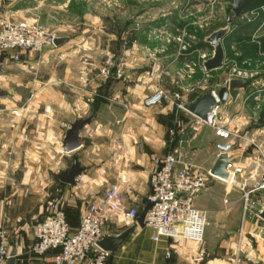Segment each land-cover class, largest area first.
Listing matches in <instances>:
<instances>
[{"label":"crops","instance_id":"0c3cea01","mask_svg":"<svg viewBox=\"0 0 264 264\" xmlns=\"http://www.w3.org/2000/svg\"><path fill=\"white\" fill-rule=\"evenodd\" d=\"M192 6L199 11V5ZM27 7L23 0H0V15L27 20ZM169 19L165 12L161 18L153 16L154 30ZM163 27L175 33L170 24ZM206 42L209 45L205 47L213 50ZM153 43L149 50H131L132 54L125 51L124 56L120 54L122 58L117 56V60L127 61V82L106 79L98 65L77 62L66 65L65 77L28 79L25 85L32 87L28 95L1 96L0 222L10 248L16 252V264H54V251L44 257L32 251L36 240L33 222L45 213L50 198L59 199L75 231L89 204L111 186L120 190L124 203L106 224L105 233L120 234L136 227L109 254L106 264H264V219L259 216L264 189L252 193L257 202L253 211L244 213L242 202V184L250 188L261 175L257 147L264 149V77L257 80L258 84L252 79L230 89L225 82L226 66L208 75L209 88L220 94L230 89L232 99L222 105L220 116L232 133L230 156L244 172L226 180L210 178L208 188L196 198V206L209 215L203 243L165 236L155 241L151 228L140 227L136 219L125 216L129 208L141 212L148 202L156 159L174 153L200 168L211 169L219 156L216 143L224 141L215 130L178 106L209 89L203 83L192 87L200 70L191 65L195 66L193 60L205 53L204 45L184 51L178 42ZM33 58L24 56L22 62L39 71L38 64H30ZM187 73H193L188 80ZM159 89L168 90L170 96L160 104L146 106L144 99ZM175 93L180 94V100L173 97ZM256 95L261 98L259 108L254 106ZM85 118L92 120L79 133V147L65 151L62 142L66 130L75 120ZM200 124L211 134L207 135ZM74 163L80 169L74 184L62 182L63 174ZM220 185L223 195L218 193ZM217 202L222 206L215 208ZM200 253L204 259L196 262Z\"/></svg>","mask_w":264,"mask_h":264},{"label":"built area","instance_id":"2783aa9c","mask_svg":"<svg viewBox=\"0 0 264 264\" xmlns=\"http://www.w3.org/2000/svg\"><path fill=\"white\" fill-rule=\"evenodd\" d=\"M174 31L175 33H170L164 28L158 33L154 30L153 38L165 40L166 36H169L166 41L181 43L182 50H189L190 43L184 41L185 33L175 27ZM56 38L55 34L38 22L17 21L6 14L0 15V61L2 58H9L13 62H20L23 61L24 56L28 59L33 58L55 47ZM194 40H196L195 36L191 38V41ZM232 51L234 55H240L234 46ZM211 56L203 53L201 60L204 61ZM223 66H226L225 82L229 88L233 78L252 80L264 66V61L251 58L238 61L225 53ZM205 73L209 75V72L205 71ZM100 74L106 79L117 78L124 82L128 81L125 77L124 64L110 55L105 58ZM213 95L217 105L207 114L206 120L201 121L215 130L216 135L224 140L216 143V149L218 154H228L226 170L228 178H232L244 172V168L230 156L233 150V143L230 140L232 133L220 116L222 105L232 97L230 89L223 94L213 90ZM169 96L168 90L159 89L147 96L144 104L146 106L160 104ZM173 97L177 100L181 98L178 93L173 94ZM254 98V106L259 108L261 98L259 95ZM178 106L181 107L182 104ZM257 148L261 159L258 166L261 175L250 188H247L245 182L242 184L244 213L253 211L257 206V202L252 199V193L264 189V149L259 146ZM212 177L214 175L211 174L210 169L200 168L192 162L185 161L178 154L168 153L154 161L150 174L151 192L148 196L151 205L146 212L145 226L154 231L155 241L165 236L203 243L209 222L207 212L196 206V198L208 188ZM77 180L81 181L80 178ZM123 203L120 190L114 186L109 187L100 198L94 199L89 204L81 216L79 226L72 231L65 207L59 199L50 198L45 213L34 222L36 240L32 247L33 253L44 257L54 251V264H106L110 253L100 249L96 243L105 234V226L112 216L122 209ZM139 213L138 209L129 208L125 216L135 220ZM11 256H16V252L10 248L7 232L0 222V264H8ZM203 257V253H200L195 261L201 262Z\"/></svg>","mask_w":264,"mask_h":264},{"label":"rangeland","instance_id":"374dc122","mask_svg":"<svg viewBox=\"0 0 264 264\" xmlns=\"http://www.w3.org/2000/svg\"><path fill=\"white\" fill-rule=\"evenodd\" d=\"M23 1L28 4L27 21L38 22L45 26L49 32L55 34L57 38L66 37V40L60 46L49 48L30 61L32 65L38 64L39 71L22 61L13 62L9 58H2L0 61V66H2L0 72V100L3 94L11 96L30 94L32 87H26L25 85L28 79L38 77L42 80H50L52 75H59L60 77L63 75L65 77L68 73L65 68L66 65L85 62L98 65L101 68L105 58L109 55L116 59L122 58L125 51H130L132 54L131 50L151 49L154 46L153 40H155L153 38L155 28H153L151 22L153 16L161 18L165 12L168 19L170 18L165 24H170L171 27L173 26L184 32V41L189 42L190 50H193L195 47L202 45L198 38L200 35L209 28H214L213 31L224 28L228 24V18L233 15L232 9L227 12L229 3L223 0ZM260 1L261 7L245 12L240 17L233 18L229 39L227 38L223 42L225 53L230 52V47L233 45L240 55L264 61V0ZM48 3L51 5H48ZM195 3L199 5V11L192 6ZM230 3L233 7V0ZM163 23L157 29L158 33L164 30L165 27L163 26L165 24L163 25ZM247 27L251 28L249 37H247L248 31L245 32ZM194 36L196 40L191 41ZM168 37L166 36V38ZM59 48H62L63 51L58 53ZM203 49L206 54L210 56L213 54L210 47L203 46ZM121 53L122 56H120ZM201 54L198 59L193 60L196 65H191L192 69L200 70L197 71L200 74L195 75V77H198L195 80L197 83L194 84V81H192V87L194 88L203 83V86L208 89L211 77L205 73L202 63L199 61V59L201 60ZM116 61L124 64L125 77L128 78L126 59H116ZM51 66L55 67L51 68ZM190 75L192 76L193 73L185 74L187 80L190 79ZM261 77H264V69L257 73L253 78V82L256 81V84ZM253 89L252 87L251 90L253 91ZM256 91L254 89L253 92ZM191 92L193 94L195 90ZM1 106L2 102L0 101ZM200 126L207 132V135L211 134V130L205 125L200 124ZM222 188L223 185H220L218 192L220 195H223ZM222 204L224 205V203ZM221 206L218 202L214 204L215 208ZM224 206L229 208V205L228 207ZM198 208L205 211L202 207L198 206ZM207 216L209 217L208 214ZM223 233L225 232H221V234Z\"/></svg>","mask_w":264,"mask_h":264},{"label":"water","instance_id":"95a60500","mask_svg":"<svg viewBox=\"0 0 264 264\" xmlns=\"http://www.w3.org/2000/svg\"><path fill=\"white\" fill-rule=\"evenodd\" d=\"M252 3V0H233V15L228 18V24L224 28H219L209 34L206 40L213 47V55L203 61L204 70L207 72L220 69L224 65L225 58V48L224 40L229 36L231 30V23L234 17H240L244 14L247 7ZM66 38L58 37L55 40V46H60ZM2 71V66H0V72ZM247 84V81L240 80L238 78H233L230 81V89H234L238 86H244ZM213 87H210L208 91L202 95L193 99L191 102L183 104L182 107L196 116L198 119L205 121L207 114L212 110L213 107L217 105L216 99L213 95ZM91 118L77 119L70 124L66 130L64 140L62 142L63 149L67 152L73 151L79 147V133L83 127L91 122ZM228 165V154L221 153L216 159L215 164L210 169L212 175L226 180L228 178V172L226 167ZM80 173V169L77 163H74L71 168L65 172L61 178V181L67 184H74L76 176ZM151 203L147 202L139 215L136 218L137 225L140 227L145 226V216L146 212L149 209ZM259 216L264 219V207L259 211ZM136 225L131 226L120 234H108L105 233L102 238L96 243L97 246L108 252H114L130 235L135 229ZM8 264H16V256H11L8 260Z\"/></svg>","mask_w":264,"mask_h":264},{"label":"trees","instance_id":"16d2710c","mask_svg":"<svg viewBox=\"0 0 264 264\" xmlns=\"http://www.w3.org/2000/svg\"><path fill=\"white\" fill-rule=\"evenodd\" d=\"M224 2H226V3H229V6H228V10H227V12H230V10L232 9V5H231V1L232 0H223ZM262 6V4H261V1L260 0H252V3H251V5L249 6V7H247L246 8V10H245V12H248V11H250V10H254V9H257V8H259V7H261ZM244 12V13H245ZM264 21V20H263ZM213 29L214 28H209V29H207L206 31H205V33H203L202 35H200L198 38H200V40H201V42H202V45H204V46H206V45H209L207 42H206V38H207V36L209 35V34H211L212 33V31H213ZM246 30H245V32L247 33V31H248V33H247V37H248V34H249V32H250V27H247V28H245ZM234 33V32H233ZM229 39V37L227 36L225 39ZM227 55H229V56H233V57H235V59H237L238 61H242V60H244V59H246V58H251V57H244V56H242V55H238V56H236V55H234V52L231 50L230 52H227ZM251 59H253V60H255V59H258V58H251ZM210 73V72H209Z\"/></svg>","mask_w":264,"mask_h":264}]
</instances>
